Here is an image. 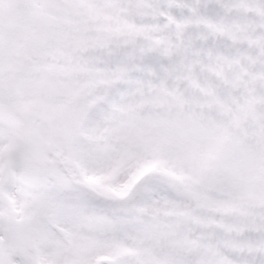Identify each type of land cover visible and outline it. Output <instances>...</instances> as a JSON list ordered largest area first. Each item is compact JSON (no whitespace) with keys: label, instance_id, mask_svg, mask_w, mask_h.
I'll return each mask as SVG.
<instances>
[{"label":"snow or ice","instance_id":"obj_1","mask_svg":"<svg viewBox=\"0 0 264 264\" xmlns=\"http://www.w3.org/2000/svg\"><path fill=\"white\" fill-rule=\"evenodd\" d=\"M0 264H264V0H0Z\"/></svg>","mask_w":264,"mask_h":264}]
</instances>
